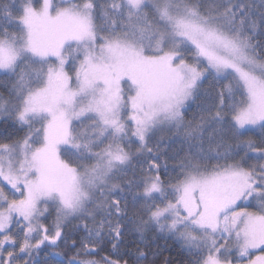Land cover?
<instances>
[{
    "label": "snow or ice",
    "instance_id": "snow-or-ice-1",
    "mask_svg": "<svg viewBox=\"0 0 264 264\" xmlns=\"http://www.w3.org/2000/svg\"><path fill=\"white\" fill-rule=\"evenodd\" d=\"M158 237L264 264V0H0V264Z\"/></svg>",
    "mask_w": 264,
    "mask_h": 264
},
{
    "label": "trees",
    "instance_id": "trees-1",
    "mask_svg": "<svg viewBox=\"0 0 264 264\" xmlns=\"http://www.w3.org/2000/svg\"><path fill=\"white\" fill-rule=\"evenodd\" d=\"M205 87H207V84H205ZM197 103H199V101H197L196 103L191 102L190 104L192 105V111L196 110V106ZM191 115V113H189V116ZM169 165L171 167L172 165V161H169ZM84 235L83 230H81L77 236V239H79L80 237H82ZM130 239H136L135 236L130 237ZM155 244L159 246V250L163 253V256H166L170 259H174L178 262L180 261H184L186 264L187 261V255L186 253L182 252L179 248V245L172 241V240H166L163 237H158L155 241ZM157 248L153 247L151 249V251H156ZM108 254V248H107V242H105V251L101 253V255H107ZM46 256V253L42 251L41 256L38 258L39 260H43ZM97 259H99V256L96 257ZM48 259H51V257H48Z\"/></svg>",
    "mask_w": 264,
    "mask_h": 264
},
{
    "label": "rangeland",
    "instance_id": "rangeland-1",
    "mask_svg": "<svg viewBox=\"0 0 264 264\" xmlns=\"http://www.w3.org/2000/svg\"><path fill=\"white\" fill-rule=\"evenodd\" d=\"M191 103V102H190ZM51 223H52V218H49L48 220H47V224H49V225H51ZM44 260V259H43ZM42 260V261H43ZM49 260H51V259H49Z\"/></svg>",
    "mask_w": 264,
    "mask_h": 264
}]
</instances>
